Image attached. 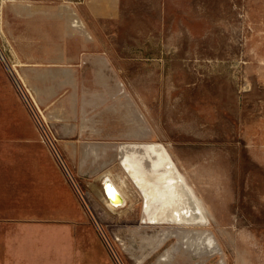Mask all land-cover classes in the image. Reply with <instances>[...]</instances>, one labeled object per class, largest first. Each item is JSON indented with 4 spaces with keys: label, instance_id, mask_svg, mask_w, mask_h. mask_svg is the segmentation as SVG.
Returning a JSON list of instances; mask_svg holds the SVG:
<instances>
[{
    "label": "rangeland",
    "instance_id": "obj_1",
    "mask_svg": "<svg viewBox=\"0 0 264 264\" xmlns=\"http://www.w3.org/2000/svg\"><path fill=\"white\" fill-rule=\"evenodd\" d=\"M0 1V50L14 64L8 72L0 59L7 163L33 162V147H43L99 224L116 264H264V0H119L117 17L97 27L117 68L97 76V90L45 63L48 45L33 26L31 0ZM82 122L92 129L79 132ZM139 138L160 141L188 181L208 217L200 226L210 231L211 254L192 253L172 235L175 225L141 218V197L115 149ZM108 172L120 175L126 194L115 210L100 191ZM162 230L163 243L150 247L143 236Z\"/></svg>",
    "mask_w": 264,
    "mask_h": 264
},
{
    "label": "crops",
    "instance_id": "obj_2",
    "mask_svg": "<svg viewBox=\"0 0 264 264\" xmlns=\"http://www.w3.org/2000/svg\"><path fill=\"white\" fill-rule=\"evenodd\" d=\"M3 1L5 7L7 0ZM28 4L33 26L44 31L39 40L48 45L45 63L54 72L63 71L87 90L102 85L97 76L116 74L105 45L109 37L98 34L97 27L100 21L117 17L119 0ZM103 84L110 88L108 80ZM86 129L92 127L82 122L79 132ZM59 160L73 181L61 156ZM97 224L43 147H33V162L7 163L6 149L0 146V264H116Z\"/></svg>",
    "mask_w": 264,
    "mask_h": 264
},
{
    "label": "bare ground",
    "instance_id": "obj_3",
    "mask_svg": "<svg viewBox=\"0 0 264 264\" xmlns=\"http://www.w3.org/2000/svg\"><path fill=\"white\" fill-rule=\"evenodd\" d=\"M115 149L121 172L141 197V218H145L148 225H175L177 229L172 235L184 240L193 250L192 253L196 254L204 249L207 254H211L215 246L211 244L210 231L201 228L206 225L202 222L208 217L205 213L200 214L197 196L165 146L155 139L139 138L118 141ZM117 176L118 178L108 172V177L100 183L105 204L114 210L126 204L120 175ZM104 180L109 183L103 188ZM164 232L162 230L154 236L143 237L150 247H155L167 237Z\"/></svg>",
    "mask_w": 264,
    "mask_h": 264
},
{
    "label": "built area",
    "instance_id": "obj_4",
    "mask_svg": "<svg viewBox=\"0 0 264 264\" xmlns=\"http://www.w3.org/2000/svg\"><path fill=\"white\" fill-rule=\"evenodd\" d=\"M16 84H17V88H18V90H19V92H20V94H21V96H22L23 101L25 102V104H26L29 108H33V113H34V114H35V111L39 112V110H38L39 108H38V106L36 105L34 99L32 98L31 93L29 92V90H27L25 87L22 89L18 82H17ZM48 144H49V149L51 150L52 155L54 156V158L57 160V162H58L59 165L61 166L62 163H60V160H59V158H60L59 153L56 151V149L54 148V146H53V144L50 142V140H49V143H48ZM65 175H66V174H65ZM66 177H67V176H66ZM68 179H69V178H68ZM69 180L72 182L73 187L75 188L74 182H73L71 179H69ZM97 227H98L99 230L101 231V235H102V238H103L104 243H106L107 246H108V243H107L106 239H104V237H103V233H102V230H101V228H100V226H99L98 224H97Z\"/></svg>",
    "mask_w": 264,
    "mask_h": 264
},
{
    "label": "water",
    "instance_id": "obj_5",
    "mask_svg": "<svg viewBox=\"0 0 264 264\" xmlns=\"http://www.w3.org/2000/svg\"><path fill=\"white\" fill-rule=\"evenodd\" d=\"M0 56H1V58L3 59V56L1 55V53H0ZM3 62H4V64H5V66H7L9 72H11L9 66L7 65V63H5L4 59H3ZM108 183H109L108 181L104 180L103 183H102L103 188H104Z\"/></svg>",
    "mask_w": 264,
    "mask_h": 264
}]
</instances>
